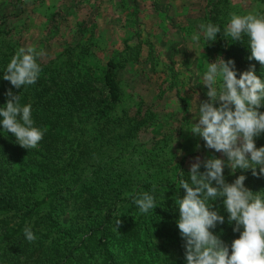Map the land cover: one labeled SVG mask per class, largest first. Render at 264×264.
I'll return each mask as SVG.
<instances>
[{
	"label": "trees",
	"instance_id": "trees-1",
	"mask_svg": "<svg viewBox=\"0 0 264 264\" xmlns=\"http://www.w3.org/2000/svg\"><path fill=\"white\" fill-rule=\"evenodd\" d=\"M205 1L202 23L221 28L216 41H203L208 59L233 60L238 72L254 64L255 74L264 80V66L248 59L247 38L235 42L224 36L228 0ZM257 2L264 6V0ZM132 4L137 15V1ZM64 19L60 12L49 15L48 38ZM12 35L13 30L0 23V72L22 47ZM139 35L136 31L137 40L124 41L122 50L103 60L95 53L98 38L89 18L78 24L75 42L54 57H38L42 71L34 85L16 89L0 78V106L11 89L20 95L22 105H32L35 126L44 130L38 146L29 150L16 144L11 133L0 132V264H185L173 200L183 197L184 190L174 178L181 171L187 179V161L193 153L180 155L173 143L175 129L156 131L154 138L139 143L156 121L161 96L175 84L173 74L156 102L138 101L126 107L120 76L127 67L141 63ZM144 44L148 51L143 63L153 70V45ZM179 96L175 98L185 110ZM259 111L264 112V106ZM175 115L168 118L178 120ZM179 122L185 123V117ZM255 142L257 148L264 146V134ZM224 174L229 183L245 175V187L264 195V177L253 176L251 170L232 175L226 168ZM153 189L157 208L142 215L133 198ZM213 210L225 216V224L218 225L214 234L230 245L238 234L228 224L222 202L216 201ZM119 217L122 224L117 231ZM26 226L36 236L31 243L23 236Z\"/></svg>",
	"mask_w": 264,
	"mask_h": 264
},
{
	"label": "clouds",
	"instance_id": "clouds-1",
	"mask_svg": "<svg viewBox=\"0 0 264 264\" xmlns=\"http://www.w3.org/2000/svg\"><path fill=\"white\" fill-rule=\"evenodd\" d=\"M220 32L219 25L201 23L191 40L194 45H199L201 38L205 43L214 42ZM224 36L235 42L246 37L248 59L264 66V14L255 10L243 15L231 13ZM41 55L35 47L18 48L0 78L16 89L34 85L42 71L37 62ZM196 76L207 89V99L197 103L196 115L185 129L223 158L211 156L201 161L197 157L187 179L181 171L174 178L184 190L183 197L178 195L173 200L178 209L176 227L184 242L185 264H264V195L245 187V175L229 183L224 174L227 168L232 175L237 170H251L253 176L264 177V146L257 148L255 142L264 134V112L259 111L264 106V80L255 74L254 64L238 72L233 60L222 57L206 61L203 72ZM5 95L8 99L0 106V132L11 133L24 149H35L44 130L35 126L32 105H22L20 95H14L11 89ZM216 201L222 202L227 222L238 234L230 245L214 234L218 225L225 224V216L213 210ZM133 203L142 215L154 211L155 189L139 193ZM121 224L119 217L115 220L117 231ZM23 236L29 243L36 239L31 226L23 229Z\"/></svg>",
	"mask_w": 264,
	"mask_h": 264
},
{
	"label": "rangeland",
	"instance_id": "rangeland-1",
	"mask_svg": "<svg viewBox=\"0 0 264 264\" xmlns=\"http://www.w3.org/2000/svg\"><path fill=\"white\" fill-rule=\"evenodd\" d=\"M136 1L137 15L132 10L133 0H0V23L13 30L12 37L22 47H35L43 53L41 56L44 59L54 57L64 46L75 42L78 39V24L87 22L89 18H93L98 38L95 53L103 60L122 50L124 41L135 39L134 35L139 31L138 40L143 43L141 63L127 67L120 76L126 107H132L138 101L146 104L156 102L160 89L167 87L173 74L175 81L173 89L161 96L155 109L156 121L142 134L139 143L154 138L156 131L175 129L172 132L176 135L174 146L181 149L182 156L193 153L187 161L191 166L197 157L204 161L211 157L208 153L213 151L206 149L199 137L185 129L189 127L192 116L196 115L197 103L207 99V89L196 73L203 72L206 61H213L204 52L202 38L199 45H194L191 40L192 35L199 32L206 1ZM228 2L229 16L231 13L243 15L253 10L262 13L264 9L257 0ZM55 12L65 15V19L60 22L59 31L48 38L46 22L49 15ZM135 18L138 19L136 24ZM131 41L129 43H134ZM146 41L153 45V70L151 65L143 63L148 51L144 44ZM176 94L186 103V115H182L185 110L180 108ZM170 113L178 115V120L168 118ZM183 116L185 123L179 122ZM216 157L223 158L220 153H216Z\"/></svg>",
	"mask_w": 264,
	"mask_h": 264
}]
</instances>
